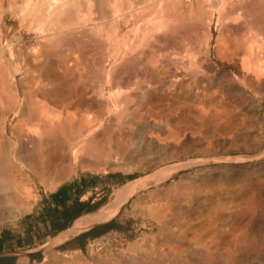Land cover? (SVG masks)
<instances>
[{"label": "rangeland", "instance_id": "obj_1", "mask_svg": "<svg viewBox=\"0 0 264 264\" xmlns=\"http://www.w3.org/2000/svg\"><path fill=\"white\" fill-rule=\"evenodd\" d=\"M162 1L72 0L67 4L58 1L61 13L54 20L55 25L47 20L44 27H40L34 22H22L28 11L25 0H0V135H4L0 141L6 140L2 144L0 142L1 151L11 153L12 140L19 150L23 144L30 145L32 139L42 136L39 122L29 117V113L36 109L43 113L45 111L48 118L66 117L67 110L55 104L52 98L56 99L59 90L63 91V88L73 84L71 88L76 89L74 100L84 97L86 105L84 103L80 108L69 109V113L76 112L78 120L88 114L92 115L91 119L94 118L89 125L86 123L87 128L79 127L74 130L77 131L73 136H68L81 139L84 131L94 126L93 123L96 125L104 119L105 128L113 129L115 123H112L117 116H121L122 110L114 111L107 104V95L113 89L114 82L109 83L102 73L111 68H120L122 64L119 59L122 56H136L139 61L158 66L161 63L155 60L160 55L172 56L173 60L166 68L176 72L175 75L183 76L178 83L184 87L179 98L164 102L165 107L173 105L174 111L166 116L171 119V130L160 118H150L147 123L143 118L145 112L135 110L141 99L137 97L139 92L134 89V84L137 85L142 79L136 76L138 69H131V89L125 92L132 97L127 102V96L123 94L117 98V102L121 107L129 106L132 109L122 114L128 116L127 120H123L126 123L121 128L114 126L117 129L113 134L114 139L125 140V143L128 140L124 145L126 147L116 145L113 140H105L106 156L98 161L83 153L79 161L67 162V171L58 179L55 175L40 178L32 172L31 165L18 161V166L22 167L19 169H24L25 174L20 176L19 169L16 174L20 180L29 183L32 193L28 194L29 198L22 206H18L21 209L17 207V213L11 214V202H8L7 210L0 215V227L25 223L27 226H21L20 230L22 232L24 227L31 229L33 240L26 250L35 249V252L29 256L24 253L15 256L11 264H43L49 249L67 259L82 256L92 262H116L117 258L119 262L124 259L122 256L131 258L128 246L136 241L141 243L151 233L148 219L141 214L143 204L137 201V196L121 206L119 211L117 209V215L110 222L92 227L80 238L55 245L53 238L62 228L75 225V220L98 214L99 210L102 212L113 199L115 191L142 175L141 172L127 173L125 169L143 164L153 151L156 153L157 150L180 145L183 153L193 148L197 151L208 148L214 153L247 156L264 150V74L259 76L254 71L248 72L242 66V60L253 42H258L253 43V61L264 60V0ZM165 2L169 3L168 6ZM65 12L74 15L68 25L64 20L68 15L66 13L65 16ZM153 18L168 22L159 31L153 30L150 37L140 43L142 32L146 26H150L149 21ZM218 19L221 24L217 27ZM70 28L71 32L68 30ZM123 87L126 88L125 85ZM199 108L205 111H219V108L226 111L229 108L227 112L231 113L234 127L229 126L230 121L228 127L224 123L223 128L216 130L215 123L201 124ZM43 149L38 147L35 155H42ZM0 185L4 187V184ZM67 188L71 189L69 197L56 201L53 196ZM10 195L11 189L0 190V198Z\"/></svg>", "mask_w": 264, "mask_h": 264}, {"label": "bare ground", "instance_id": "obj_2", "mask_svg": "<svg viewBox=\"0 0 264 264\" xmlns=\"http://www.w3.org/2000/svg\"><path fill=\"white\" fill-rule=\"evenodd\" d=\"M25 1L28 11L25 12L22 22H34L40 27H44L47 20L53 24L57 16L60 15L61 12L59 13V11L61 9L58 10L60 6L58 1H60V3L63 1L66 4L67 2L72 3V0ZM146 1L155 2L156 0H145V2ZM165 4L167 3L165 2ZM66 13L67 12H65V16L68 15L64 20L67 21L68 25L74 15L71 12ZM160 15L159 18H162V15ZM211 16L212 19H214L213 13ZM166 22L168 21L165 20L164 22L163 19L156 18L149 21L150 26H146L145 31L142 32L143 36L140 37L142 40L139 38L141 41L140 43L146 40L147 37L153 33V30L156 32L162 29L160 27L164 23L167 24ZM212 22L211 20V24H213ZM217 22L218 27L221 24L220 19H218ZM52 30H55V28L52 27ZM68 30L71 32L72 28ZM253 43L256 44L258 42ZM253 43L248 47L249 52L247 51V56L243 58L242 66L248 72L254 71L260 76L264 74V60L258 62L253 61ZM260 45L261 43H259V46ZM65 60L67 59L65 58ZM119 60H121L122 64L120 68H111L108 71L104 70L102 73L109 83L114 82L112 84L113 89L107 95V104L110 105V107L112 106V110L114 111L122 110L120 111L122 114L132 109V107L129 106L121 107V104L117 102V98L126 94L127 97L125 98L128 102V99L132 97L125 91L131 89V85L129 84V81H131L130 78L132 77L130 75V70L138 69L139 73L136 76H140L142 81L140 80V82L136 83L137 85L134 84V89L139 92L137 97L141 99V102L137 104L135 110H143L145 112H143L146 115L143 114L145 116L143 117L145 121L150 118L155 120L158 118L163 119L168 129L171 130L169 128L171 119L169 120L166 116L167 114H171L174 109L172 108L173 105L165 107L164 102L179 98L180 93L184 89L182 85H179L181 83H178L182 81L183 76L175 75L176 72L166 68V66L171 64L173 57L160 55L155 60L161 63L160 66L139 61L140 59L136 56L129 58L122 56ZM50 70L52 71V69ZM71 70L73 71V69ZM168 78H170V81ZM73 85L67 86L68 88L66 89L63 88V91L59 90V95L55 93L58 95V97L55 96L57 97L56 99L52 98L54 93L51 97L55 104L67 110L66 117H63V119L62 117H59L60 119L48 118L45 111L44 113L46 114L40 110L36 111L37 109L35 110L33 106L29 105L35 110L29 113V117L31 120L39 122L38 128L42 136H40V138L38 137L36 140L32 139L30 145L23 144L19 150L11 139L13 141L9 140L11 142H9L11 144H9L11 146V153L0 150V184H4V187L0 185V190L11 189L10 196H7V198H0V215L5 213L7 204L10 202L11 214L13 212H19L18 208L20 207L18 206H22L25 200L29 198L28 194L31 192L32 188L29 183L27 184V182L20 180L18 174H16L17 169L22 168L20 165L18 166V161H24L31 165L30 169L32 172L40 178L55 175L58 179L67 171L69 167L67 162L71 160L77 161L81 155H84L83 153L87 154L89 157L91 156V158L94 157V159L98 161L106 156L107 149L104 145L105 140H108V142L113 140L116 145L123 146L127 143L128 140L125 143V140L114 139L113 137L115 129H117L114 128V126L121 128L124 123H126L123 122V120L124 118L127 120L128 116L122 114L121 116H117L116 121H113V123L111 122L112 124L115 123L114 126L112 125L113 129H111L112 127L105 128V119L100 121L97 120L98 122H96L98 124L96 123L95 125L93 123L94 126H90L91 128L87 130L84 129L86 132L84 131L81 135V139L77 136L80 140H77L76 137L68 136L75 133L77 130L75 132L74 130L79 127L80 129L84 127L87 128V126H85L86 123L89 125L94 118L91 119L90 117L92 115L88 114L86 117L84 116L85 118L82 117V119L78 120V114L76 112L69 113V109L80 108L86 102L84 97L83 99L81 97V100L79 99L78 101L74 100L76 89L74 90L71 88ZM123 85H125L126 88L123 87ZM192 87L193 86H191V88ZM102 94L105 95L104 92ZM153 99H155V101ZM84 105H86V103ZM219 107L224 108L221 106ZM41 108L40 105L39 109ZM220 108L219 111H205L204 108H199L200 114L198 117L201 118L200 121V118L197 117L199 122L204 125L208 122L209 124L215 123V130L223 128L222 126L224 123V126L228 127L227 123L232 121L230 118L231 113L227 112L229 108H227L228 110L226 109V111H220ZM42 110H44V106ZM25 117L27 118V115ZM27 120H29V118ZM218 121L222 123H218ZM262 121L264 122V117ZM29 123H31V121ZM229 124L232 128V122ZM1 125L2 124H0V126ZM224 129L227 128L225 127ZM100 130L103 132L97 133ZM189 130H191V128ZM228 132L229 131H227V133ZM198 134L201 135V133ZM185 135H187L186 131ZM173 137L169 138L172 139ZM179 138L181 137L179 136ZM1 139H4L3 134L0 135V140ZM4 141L6 142V140ZM25 141H27V139ZM38 147H44L45 150L43 149L42 155H35L34 151L37 150ZM179 147L173 145L162 150H157L156 153L153 151L143 164H139L130 169L126 168L125 170L127 173L133 174L135 172H141L142 175L129 180L115 191L113 199L102 212L99 210L100 213L97 212L98 214L89 216L82 223H77L74 229L62 234H66L65 237L69 234L74 235L80 231L88 230L95 225L106 222L101 221L108 218L117 209L120 210L121 206L134 196H137V201L143 204L141 214L148 219L151 233L142 239L141 243L136 241L129 246L127 245V250L132 253L131 258L122 256L124 259L119 262L118 258L116 262L112 260L92 262L82 258V256H79V258L74 257L67 259L66 256L61 257L49 251L50 249L48 248L49 250H47L48 252L45 254L43 264H264V150L255 155L233 156L226 155L222 152L214 153L215 151L212 152L208 148L197 151L193 150L194 148L192 146L193 149H189L183 153ZM122 149L121 151H123ZM18 171L21 172L20 176H24V169H19ZM15 206L17 210L14 208ZM13 208L15 210H13ZM62 235L60 236L62 237Z\"/></svg>", "mask_w": 264, "mask_h": 264}, {"label": "crops", "instance_id": "obj_3", "mask_svg": "<svg viewBox=\"0 0 264 264\" xmlns=\"http://www.w3.org/2000/svg\"><path fill=\"white\" fill-rule=\"evenodd\" d=\"M70 192H71V189L67 188V189H64L63 191L56 193L55 196H53V197L56 201L61 200V199H66L67 197H69ZM118 211L113 213L112 215H110L108 218L103 219L101 221V222H104V221H106V222H104V223L100 222V223L106 224V223L110 222L112 220V218H114L117 215ZM87 218L88 217H85V218L80 219V220L79 219L75 220L76 224L79 222L82 223ZM75 225L66 226L65 228H62L61 230L57 231L55 238H53L55 240L53 242L54 245L57 243L64 244L66 242H71L77 238H80L87 231L91 230V229H88L85 231H80L79 233H76L74 235L69 234L66 237H65L66 234L62 235L65 232L67 233L70 230L74 229ZM21 226H27V225L25 223H21L19 225H12V226L10 225V226L0 227V258H11V263L15 259V256H18V255L23 254V253L29 256L35 252L34 251L35 249L26 250L27 248L30 247V243L33 241L31 229H26V227H24L23 231L21 232V230H20ZM95 226H97V225H95ZM29 228H31V227H29ZM49 229H50V227H49ZM60 235H62V237H64V238H62Z\"/></svg>", "mask_w": 264, "mask_h": 264}, {"label": "trees", "instance_id": "obj_4", "mask_svg": "<svg viewBox=\"0 0 264 264\" xmlns=\"http://www.w3.org/2000/svg\"><path fill=\"white\" fill-rule=\"evenodd\" d=\"M0 264H11V258H0Z\"/></svg>", "mask_w": 264, "mask_h": 264}, {"label": "built area", "instance_id": "obj_5", "mask_svg": "<svg viewBox=\"0 0 264 264\" xmlns=\"http://www.w3.org/2000/svg\"><path fill=\"white\" fill-rule=\"evenodd\" d=\"M187 1H190V0H187Z\"/></svg>", "mask_w": 264, "mask_h": 264}, {"label": "water", "instance_id": "obj_6", "mask_svg": "<svg viewBox=\"0 0 264 264\" xmlns=\"http://www.w3.org/2000/svg\"><path fill=\"white\" fill-rule=\"evenodd\" d=\"M91 229V228H90Z\"/></svg>", "mask_w": 264, "mask_h": 264}]
</instances>
